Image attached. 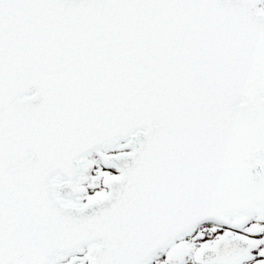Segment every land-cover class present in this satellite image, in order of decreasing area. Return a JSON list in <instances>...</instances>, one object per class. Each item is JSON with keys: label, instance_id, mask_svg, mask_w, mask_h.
Returning a JSON list of instances; mask_svg holds the SVG:
<instances>
[{"label": "snow or ice", "instance_id": "1", "mask_svg": "<svg viewBox=\"0 0 264 264\" xmlns=\"http://www.w3.org/2000/svg\"><path fill=\"white\" fill-rule=\"evenodd\" d=\"M0 264H264V0H0Z\"/></svg>", "mask_w": 264, "mask_h": 264}]
</instances>
